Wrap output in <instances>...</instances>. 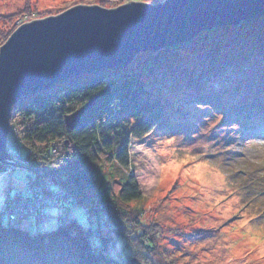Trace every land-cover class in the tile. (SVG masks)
<instances>
[{"label": "rangeland", "instance_id": "obj_1", "mask_svg": "<svg viewBox=\"0 0 264 264\" xmlns=\"http://www.w3.org/2000/svg\"><path fill=\"white\" fill-rule=\"evenodd\" d=\"M128 3L152 5L149 0H0V43L24 24L76 6L116 9ZM261 23L263 28L254 31ZM250 28L252 32L235 37L228 29L215 28L210 33L213 47L191 45L171 53L179 60L176 74L170 75V65L164 68L165 78L161 69L151 78L142 77L150 93L167 106V128L153 129L129 146V172L141 193V200L131 205L140 207L144 232L154 239V248L141 249L114 218L115 240L97 248L103 264H264V20ZM225 54L229 62L222 65ZM212 57L219 64L208 63ZM6 154L0 160V207L28 176L52 180L24 169L30 168L27 163L11 165ZM41 201L40 210L33 206L38 201L22 206L34 214L20 223L29 232L72 220L90 229L92 237L99 226L96 216L88 218L75 203L45 206L47 198ZM115 243L127 260H110Z\"/></svg>", "mask_w": 264, "mask_h": 264}, {"label": "trees", "instance_id": "obj_2", "mask_svg": "<svg viewBox=\"0 0 264 264\" xmlns=\"http://www.w3.org/2000/svg\"><path fill=\"white\" fill-rule=\"evenodd\" d=\"M149 1L152 5L158 4ZM263 20L264 16L217 28L228 29L235 37L252 32L254 28L250 25L258 27ZM260 26L254 31L263 28L262 23ZM214 29L203 31L187 42L141 52L124 68L62 79L51 88L22 96L14 102L9 124L17 129L15 141L21 158L28 160L32 171L51 176L50 184H46L50 189L69 195L54 203L62 201L81 206L88 218L97 217L99 226L92 237L90 229L85 230L72 220L44 232H29L20 224L23 219L13 223L8 221L7 215L2 213L5 204L0 207V264H63L66 261L70 264H103L97 248L106 247L111 238L115 240L112 234L115 229L111 224L114 218L130 230L132 240L141 249L154 248V239L144 232L147 225L143 223L140 207L131 205L141 200V193L135 177L129 172V146L131 140L140 139L153 129L167 128L164 117L167 106L160 97L150 93L142 77L151 78L152 73L161 69L165 78L168 72L164 68L170 65V75L176 74L179 68L174 64L179 60H173L171 53L191 45H203L200 49L213 47L210 43L215 39L210 33ZM13 33L5 37L0 46ZM141 56L146 58L138 61ZM227 57L225 54L224 61L220 62L222 65L229 62ZM213 61L214 58L208 63L219 64ZM216 68L214 65L206 73ZM93 99L96 102L83 112L80 122L68 128L65 117ZM14 138L12 136L11 140ZM34 177L28 176L23 186L10 191V198L16 193L23 194L31 180L36 186L43 185V179ZM121 229L119 227L118 231ZM116 245L113 247L115 252L113 248L110 251V260H127L120 250H116Z\"/></svg>", "mask_w": 264, "mask_h": 264}, {"label": "water", "instance_id": "obj_3", "mask_svg": "<svg viewBox=\"0 0 264 264\" xmlns=\"http://www.w3.org/2000/svg\"><path fill=\"white\" fill-rule=\"evenodd\" d=\"M262 16L264 0H166L116 9L76 6L20 26L0 47V160L8 157L4 146L11 107L20 97L82 73L124 68L141 52ZM95 102L66 116V126L75 127Z\"/></svg>", "mask_w": 264, "mask_h": 264}, {"label": "built area", "instance_id": "obj_4", "mask_svg": "<svg viewBox=\"0 0 264 264\" xmlns=\"http://www.w3.org/2000/svg\"><path fill=\"white\" fill-rule=\"evenodd\" d=\"M14 136L15 138L11 140V137ZM17 131L16 127L13 124H9L8 131L6 134V152H8L11 156V161L13 162V166L20 167L23 165L22 162L28 164V160L21 158V153L19 150V147L17 145ZM10 160V159H9ZM40 172V171H39ZM42 173V172H40ZM48 178L51 179V176L49 175ZM46 182V183H45ZM43 185L36 186L33 184L32 180L27 185L25 191H22L23 194L20 192L19 194H15L13 198H9L6 202V209L2 211V213L6 214L8 217V221L10 223H13L17 219H24L29 216H33L34 214H31L26 209H22V206H25L26 202L31 203L33 201H38L37 205H33L34 208H37L36 210H40L41 205L43 202L41 201L43 198H47V204L54 203L55 200L60 199L61 197L66 196V194L62 191H56L50 189L51 187H48L46 184H50V181L48 179L41 181ZM45 186V187H44ZM60 192L61 197H57L56 194ZM54 194V197L52 198V195ZM21 195V196H20ZM11 199V200H10ZM15 200L13 203L10 204L11 201ZM19 200V201H18ZM19 206V207H15ZM31 208V207H30ZM35 210V211H36ZM0 212V215H2Z\"/></svg>", "mask_w": 264, "mask_h": 264}]
</instances>
